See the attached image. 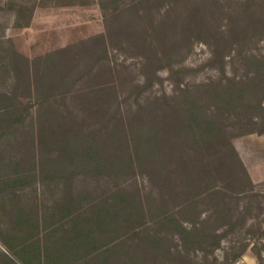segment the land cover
Returning a JSON list of instances; mask_svg holds the SVG:
<instances>
[{"label": "rangeland", "instance_id": "1", "mask_svg": "<svg viewBox=\"0 0 264 264\" xmlns=\"http://www.w3.org/2000/svg\"><path fill=\"white\" fill-rule=\"evenodd\" d=\"M99 1L54 0L60 4H75L36 6V9L35 5L42 0H0V52L8 54L13 63L24 64L7 45H14L19 55L31 62L57 49L72 47L73 51L63 55L67 59L74 57L72 60L82 66L75 67L83 71L78 78L79 73L72 68L66 77L76 83L73 92L77 94L57 98L58 103L51 104L52 111L44 116L62 120L64 129L70 132L75 120L79 132L72 138L74 145L77 140L78 145H87L89 141L92 146L95 140L92 131L96 130L104 148L101 159L118 163L112 170L102 172L104 175L99 181L94 179H99V174L91 171V180L85 170L88 179L86 182L78 180L81 186L89 187L91 183L95 191L101 192L111 189V182L126 191V199L140 196L145 200L144 208L140 206L139 214L134 212L132 220L128 211L117 213L116 231L107 236L103 245L112 239L115 245L127 240L126 234L136 227L140 230L139 260H150L153 264H202L206 253L198 250L201 243L196 241L200 235L186 241L189 250L185 252L190 251L189 255L183 252L181 242L173 241V235L158 222L160 213L150 201L148 178H135L127 169L132 162L175 155L178 144L167 139L162 154H154L155 147L146 151L143 148V152L137 154V148L135 151L127 149L123 141L127 121L134 123L142 119V115H149L156 125L159 121L164 123L169 117L161 106L164 102L184 104L194 98L191 91L205 92L213 96L209 101L223 113H239L254 99V108H249L247 114L253 115L252 118L260 115L258 119L253 118V124L237 127L230 138L251 178L243 189L254 191L238 201L235 197L239 188L231 184L226 187L225 192L231 195L228 198L231 208L236 207L232 208L234 222L242 226L234 231L222 230L221 247L211 249L207 256L212 264H226L227 259L230 260L227 264H264V109H258L255 102V99L261 100L264 106V0H105L104 12ZM32 8L36 10L34 17L30 25L24 27ZM116 16L119 17L115 19ZM105 43L109 54L104 51ZM39 64L37 60L38 68ZM58 91H65V87L60 86ZM134 99H138L141 106L135 105ZM246 129H254V132H245ZM28 136L26 128L21 137L26 144ZM25 150V146L18 149V157ZM55 150L54 156L64 159V153L58 148ZM47 153L45 155H50ZM2 163L4 169L0 178L5 179L7 186L1 184L0 251L9 256L11 264H25L4 245L21 237L15 230L19 229L15 217L24 214L29 219L20 227L25 233L23 242L43 244V217L56 211L55 207L67 196L53 189L57 184L63 185L61 181H54L47 171L16 174L8 169L9 159ZM166 163L172 167L178 164H173L170 158ZM117 170L121 174L112 175ZM12 179L23 181L9 186L7 182ZM221 197L208 199L206 205L211 206L212 200L222 210ZM28 229L37 235H28ZM129 242L132 246L131 239ZM103 245L98 247L102 252L108 247ZM196 257L201 260L198 262ZM214 257L218 261H214ZM120 261V256H114V264ZM205 262L203 264H210Z\"/></svg>", "mask_w": 264, "mask_h": 264}, {"label": "trees", "instance_id": "2", "mask_svg": "<svg viewBox=\"0 0 264 264\" xmlns=\"http://www.w3.org/2000/svg\"><path fill=\"white\" fill-rule=\"evenodd\" d=\"M66 4L75 3L64 2L60 5ZM104 4L105 0L99 1L103 12ZM36 6L38 5H35V8ZM35 8L30 9L31 15L24 27L30 25ZM102 36L104 35L100 34V37ZM4 39L8 41L6 36ZM7 46L24 64H15L8 54L5 56L0 52V173L4 169L2 162L6 158L11 164L8 169L16 174H44L47 171L54 181H61L63 185L57 184L53 189L62 191L63 196H67L60 206L55 207L56 211L51 212L49 217H43L42 264H114V256L121 257L120 264H153L150 260H139L140 230L136 227L126 234L127 240L115 245L112 239L104 244L108 246L105 251L98 249L99 245L106 242L107 236L116 231L114 226L117 223V213L128 211L129 220H132L134 212L139 214L140 206L144 208L145 200L140 196L136 199H126V191L111 182V189L101 192L95 191L91 183L89 187L81 186L82 182L78 180L86 182L88 176L92 180L91 171L99 174V179L94 177L99 181L104 175L102 172L112 170L118 163L112 164L101 159L104 148L100 145L96 130L92 131L95 137L92 146L89 141L87 145H78L77 140L74 145L72 138L79 132L75 120L70 132L64 129L62 120H51L44 116L52 111L51 104L58 103L57 98L63 99L77 94L73 92L76 83L66 77L69 76V68H72L79 73L78 78L83 72L79 71L82 66L72 60L74 57L69 56L67 59L63 55L66 51H73L72 47L68 45L57 49L31 62L29 58L19 55L14 45ZM104 51L109 54L106 43ZM37 60L40 61V68L36 66ZM75 67H79V70ZM60 86H64L65 91L60 93ZM205 95L207 97H204ZM191 97H194L191 102L185 101L184 104L175 102L170 105L164 102L161 106L169 116L164 123L159 121L156 125L149 115H142V119L139 118L140 120L134 123L127 121L123 143L127 149L135 151L137 148V154L142 153L143 148L146 151L152 147H155L154 154H162L163 146L168 143L167 139L178 144L175 155L166 154L165 158L132 162L127 169L135 178H148L150 201L155 211L160 213L158 222L166 228L170 236L173 235V241L176 239L181 242L182 251L185 252L189 250L186 241L200 235L196 241L201 243L198 250L206 253L202 264L205 260V263L212 264L207 252L221 247V231L225 228L234 231L242 226L234 222L232 208L236 207L231 208L228 200L231 195L225 192L226 187L231 184L239 188L235 197L238 201L241 196L254 192L252 189H243L251 178L231 145L230 138L237 127L245 128L244 126L253 124V118L258 119L260 115H254L252 118L253 115L247 114L249 108H254V99H250L239 113H223L216 109V104L209 101V98H213L211 94L191 91ZM255 102L258 109H264L261 100L255 99ZM134 104L141 106L138 99H134ZM34 110L36 114H33ZM26 128L29 129L28 144L21 139ZM245 132H254V129ZM88 133L89 131L87 136ZM23 146L26 150L18 157V149ZM56 148L64 153V159L54 156ZM105 148L108 151L106 144ZM169 158L173 164H178L173 167L168 165L166 159ZM174 158L177 159L176 162ZM238 169L241 172H238ZM85 170L89 172L88 176ZM118 174H121L119 170L112 175ZM21 181L23 180L12 179L7 183L9 186H16ZM1 184L7 186L5 179L0 178V192L3 191ZM218 195H222V210H219L212 200L211 206L206 205L208 199ZM37 227L40 228V220ZM0 256L3 258L0 264H11L12 260L6 253L0 251ZM196 260L199 262L201 259L196 257ZM214 261H218V258L214 257ZM229 262L227 259L226 264Z\"/></svg>", "mask_w": 264, "mask_h": 264}, {"label": "crops", "instance_id": "3", "mask_svg": "<svg viewBox=\"0 0 264 264\" xmlns=\"http://www.w3.org/2000/svg\"><path fill=\"white\" fill-rule=\"evenodd\" d=\"M51 1V2H50ZM54 0H42V3H39L38 7H48V6H62L66 7L68 5H60L57 2H53ZM53 4H50V3ZM36 8V9H37ZM36 11V10H35ZM35 14V12H34ZM34 17V15H33ZM16 223L19 226V229H15L16 233H18L21 237L18 241H8V243H4L7 250L15 252L16 256L21 259L22 261H25V264H42L43 261V244L38 243H31L30 241L23 242L22 240L25 239V233L20 228L21 226H24L26 223L29 222V219L24 214H18L15 217ZM28 235L36 236L37 232H33L32 229H28Z\"/></svg>", "mask_w": 264, "mask_h": 264}]
</instances>
